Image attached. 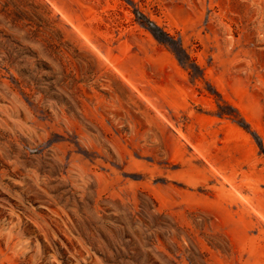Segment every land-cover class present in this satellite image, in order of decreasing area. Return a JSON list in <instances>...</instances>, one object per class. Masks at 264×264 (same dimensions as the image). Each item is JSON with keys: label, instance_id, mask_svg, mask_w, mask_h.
Here are the masks:
<instances>
[{"label": "rangeland", "instance_id": "374dc122", "mask_svg": "<svg viewBox=\"0 0 264 264\" xmlns=\"http://www.w3.org/2000/svg\"><path fill=\"white\" fill-rule=\"evenodd\" d=\"M0 264H264V0H0Z\"/></svg>", "mask_w": 264, "mask_h": 264}]
</instances>
